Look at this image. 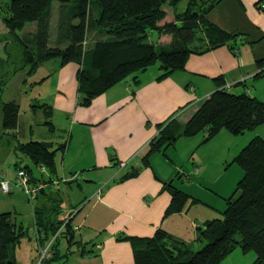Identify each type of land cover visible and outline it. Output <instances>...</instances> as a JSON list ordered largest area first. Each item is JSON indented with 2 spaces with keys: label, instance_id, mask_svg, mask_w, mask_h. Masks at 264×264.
<instances>
[{
  "label": "crops",
  "instance_id": "crops-1",
  "mask_svg": "<svg viewBox=\"0 0 264 264\" xmlns=\"http://www.w3.org/2000/svg\"><path fill=\"white\" fill-rule=\"evenodd\" d=\"M55 6L58 7V3L53 6L51 27ZM170 8L165 7L169 19L173 17V8ZM208 17L239 36L232 43L190 53L184 69L162 78H159L158 66L154 73L151 71L143 77L139 74L138 81L132 77L119 81L95 96L89 105L80 101L79 63L62 64L59 59L54 67L30 70L31 74H36L31 86L41 88L29 98L30 114L41 112L46 127H42L40 137L28 140L53 144L55 169L50 171V177L62 179L59 184L55 182L57 197L51 191L54 181L46 183L38 214L48 218L53 211L52 202L59 201L63 205L65 199L66 207L61 206L54 218L63 219L75 212L73 224L80 226L75 240L82 241L86 249L96 243L94 253L90 254L74 245L75 256L68 257L62 264H134L132 244L128 239H121L122 235L151 236L161 228L190 245L201 241L199 226L216 217L203 207L211 205L203 198L206 195L198 192L202 188L196 178L202 175L201 167L190 166L191 156L185 161L180 157L181 146L177 143L183 136L165 150L152 152L145 162L149 144L159 134L161 126L172 119L185 123L217 88L216 77H223L232 85V91L247 90L259 97L257 92L252 93L251 87H256L252 79L258 78L255 77L257 60L264 58V0H221ZM31 27L34 29L35 24ZM154 32L158 43L169 41L168 34ZM50 42H53L51 29ZM26 81L24 78L23 84ZM238 81L241 82L235 84ZM20 116L21 105L19 121ZM18 127L15 131L19 134ZM18 140L28 141L19 136ZM46 170L48 179L49 169ZM134 170L133 175L125 176ZM197 172L201 174L199 177ZM177 177H180L179 183L175 182ZM201 178L203 183H208L203 175ZM102 183L105 185L100 187ZM166 184L190 195L181 211L166 214L172 199L171 191L164 188ZM28 229L20 240L16 256L21 264H38V258L35 259L38 254H34L35 246H39L38 229L35 225ZM50 264L57 263L51 261Z\"/></svg>",
  "mask_w": 264,
  "mask_h": 264
},
{
  "label": "trees",
  "instance_id": "trees-1",
  "mask_svg": "<svg viewBox=\"0 0 264 264\" xmlns=\"http://www.w3.org/2000/svg\"><path fill=\"white\" fill-rule=\"evenodd\" d=\"M182 1L10 0L5 21L9 30L21 40L24 57L31 70L53 58H59L62 64H80L77 73L80 101L89 105L95 96L119 81L129 77L138 81L139 74L156 63L160 69L159 78H162L175 70L184 69L190 53L232 43L239 36V33L219 26L208 17L221 0H188L184 9H178ZM55 3H58L57 39L51 43ZM165 7L173 8L172 18H167ZM29 23L35 24L34 29L21 36L18 30ZM90 31L94 32L91 41L88 40ZM151 31L159 35L168 34L170 39L158 43L149 38ZM257 64L259 70L255 77H261L264 75V58L258 59ZM215 83L217 88L185 123L172 119L161 126L159 134L149 144L145 162H148L152 152L165 150L181 136L203 131L205 140H208L222 128L240 134L264 124V101L261 98L247 90L239 93L232 91V85H228L223 77H216ZM19 110L20 104L16 100L3 103L5 129L16 130ZM47 123L51 124L50 121ZM52 147L51 142L40 140L18 141L17 144V149L35 165L48 168V174L55 169L56 149ZM235 161L241 166L243 177L235 191L226 198L227 206L222 216L207 219L199 226L198 238L206 241L204 246L192 250L183 240L161 228L151 236L122 235L121 239H128L132 244L134 264H219L238 246L245 252H256L257 257L252 264H264V137H253L236 155ZM21 167L29 174L31 172L32 182L45 180L47 183L52 180L51 174L48 179L37 180L28 164H18L16 170ZM46 171L41 173L46 174ZM135 172H128L125 176ZM60 180L52 181L59 184ZM164 188L172 194L166 214L181 211L190 195L171 184H166ZM34 211L38 248L45 246L68 219L67 234L56 240L64 238L68 247L77 245L82 252L94 253L96 243L86 249L82 241L75 240L78 230L73 228L75 212H70L63 219L54 218L61 211V206L57 204L45 219L38 214L37 206ZM28 231L13 212H0V264H21L16 249ZM56 240L51 244V254L44 257L40 264H50L61 258Z\"/></svg>",
  "mask_w": 264,
  "mask_h": 264
},
{
  "label": "rangeland",
  "instance_id": "rangeland-1",
  "mask_svg": "<svg viewBox=\"0 0 264 264\" xmlns=\"http://www.w3.org/2000/svg\"><path fill=\"white\" fill-rule=\"evenodd\" d=\"M9 1L10 0H0V85L3 88L2 91H0V177L11 181V191L3 192L0 189V212H13V214L17 216L18 222L22 223L26 228H31L35 225L34 209L36 206L38 207L40 205L44 197L41 195L39 199L35 197L30 198L23 188L14 184L16 179V168L18 164L21 166L28 164L33 169V177L37 179H47L48 175L47 173L42 174L32 160L17 149L19 141L18 136L21 140H28L30 137H40V132L43 129L42 127L45 128L46 126L43 124L45 118L41 112L36 113L34 116L30 114L31 105L29 98L41 88L35 85L31 86V79L36 74L35 72L32 74L30 73L31 65L27 63L24 57L22 42L15 36V33L9 30L5 21V17L8 13ZM187 1L188 0H183L178 4V7L185 8ZM56 10H58L57 6L54 8V20L51 27L54 43L57 39ZM95 11L96 13L98 12L97 10ZM33 24L34 23L27 24L22 30H18V33L23 36L24 33L32 30L31 26ZM93 36L94 32L90 31L88 40L91 41ZM149 38L157 41L156 33L152 31ZM87 45H89V43ZM58 61L59 58H53L42 63L38 67H54ZM158 66V63L150 66L145 72L140 73L142 75L141 77L149 74L151 71H153V73L156 70L158 71ZM24 78H27L25 84H23ZM252 80H254L256 85V87L254 85L251 87L252 93L257 92V95L264 101V75ZM45 92L46 91H44V93ZM9 100H16L21 105V116L18 127V130H21L19 134L15 130H7L3 126V103ZM35 101L36 100H33L32 102L36 103ZM25 110H27L26 113ZM193 136L194 135H192V137ZM255 136L264 137V124L256 128L248 129L240 134H234L222 128L213 138L208 140H205V132L201 131L196 134L194 138H185V136H183L180 141H178L177 145L181 146L182 152L180 153L179 151V153L182 161L187 160V158L191 156L192 158L190 157L191 159L189 161L190 166H200L204 178L203 180L208 182L207 184L203 183V181L200 180L202 175L200 174L201 177H199L200 175L197 172L196 175L199 177L196 178L197 183H200L198 186L202 188L198 189V192L201 195H206L203 198L208 204H211L210 207L209 205L203 206L206 208V211L208 210V213L210 212L212 215L215 214L214 216L216 217L222 216V212L227 206L226 198L235 191L238 181L244 174L241 166L235 161V157ZM194 160L196 164L193 162ZM175 182L179 183L180 177H177ZM51 184H54L51 185V191L54 192L53 196L57 197V184L55 182ZM104 185L105 183H102L100 187ZM203 188L206 189L203 190ZM238 194L239 193H237V195ZM63 200L67 204V201L65 199ZM88 200L89 199L85 201V205L88 203ZM64 202H62L63 205H61L59 201H53L52 203L54 206L59 204L65 208L66 204H64ZM80 212L83 213V211ZM78 234H80L79 231L77 232V236ZM56 242L58 243V248L62 255L60 259L53 260L55 263H65L68 257L75 256V254H73V250L76 248L74 245H69L68 247V243L64 238H61L59 241L56 240ZM205 242L206 241H193L190 247L192 250H199L204 246ZM40 249L41 248L35 246L34 254H38V257L36 256L35 259H40ZM256 257L257 254L254 250L245 252L238 246L227 254L219 264H252L256 260Z\"/></svg>",
  "mask_w": 264,
  "mask_h": 264
},
{
  "label": "built area",
  "instance_id": "built-area-1",
  "mask_svg": "<svg viewBox=\"0 0 264 264\" xmlns=\"http://www.w3.org/2000/svg\"><path fill=\"white\" fill-rule=\"evenodd\" d=\"M230 85V84H228ZM121 166L125 165V162L120 163ZM38 169L42 172H45L46 169L43 166H38ZM56 182V181H55ZM14 184L18 187H21L25 190V192L29 195L30 198H38L40 194H42V191L44 190V187L46 185V181L45 180H41V181H37V182H32L31 176L30 174L27 172V170L25 168H19L16 170V179L14 181ZM0 189L3 192H10L11 191V181L5 178H1L0 177ZM101 189V188H100ZM100 189L98 190V193L100 192ZM68 219H66V221L61 225V227L53 234V236L51 237V239L48 241V243L43 246L40 247V259L38 261V264H40L41 260L44 257H47L48 255L51 254V244L54 240H56V238H58L59 236H63L66 235L67 232L66 230V222ZM79 225H74L73 228L74 229H79Z\"/></svg>",
  "mask_w": 264,
  "mask_h": 264
}]
</instances>
